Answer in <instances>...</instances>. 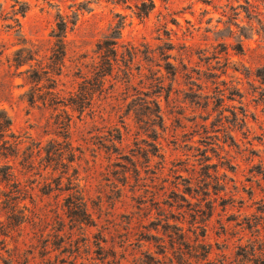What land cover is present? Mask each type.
I'll use <instances>...</instances> for the list:
<instances>
[{
    "label": "rangeland",
    "instance_id": "1",
    "mask_svg": "<svg viewBox=\"0 0 264 264\" xmlns=\"http://www.w3.org/2000/svg\"><path fill=\"white\" fill-rule=\"evenodd\" d=\"M141 1L0 0V264H264V0ZM59 13L54 88L15 54Z\"/></svg>",
    "mask_w": 264,
    "mask_h": 264
},
{
    "label": "trees",
    "instance_id": "2",
    "mask_svg": "<svg viewBox=\"0 0 264 264\" xmlns=\"http://www.w3.org/2000/svg\"><path fill=\"white\" fill-rule=\"evenodd\" d=\"M122 1L124 3L128 2V0H117ZM150 1L153 3L152 7L148 8L147 10H143L141 12H138L140 17H147L152 8L154 7L153 0H142L141 3H136V7L138 9H141V7H145L147 5V2ZM23 7L18 11L23 16L26 15L28 10L30 9L29 3L27 1L22 2ZM68 26L69 21L67 20V16L59 13L58 14V22L56 24V28L53 29L51 36L55 38V42L53 46H51L48 50L44 51L39 48H35L33 46H22L16 51V59H15V65L17 67H22L28 65V68L25 72H28V80L32 83H41L43 81V75L48 80L54 81V88H57L58 85V79L56 76H60L63 72V69L65 67V59L68 54V46H67V32H68ZM119 33H121V29L119 30ZM121 36H113L109 35L106 36V39L104 40L105 46H102L101 43L98 45V49L102 54V60H104V64H102V70L98 71L100 74V77L103 76V78L107 75H109L113 68L115 61L118 59V53H119V41L118 39ZM33 61H36V64H32ZM96 69V68H95ZM43 74V75H42ZM86 77H84L83 83L80 85V87L75 91V93H69L70 100H73L72 103H64V107H67L68 105H71L75 108V110L79 112H83L87 107H89L92 103L96 86L102 85L104 83V79L100 80L97 79L96 82H90L88 81ZM102 83V84H101ZM57 90V89H56ZM58 96H62L60 92H57ZM60 98V97H59ZM64 98V97H63ZM29 100L30 102H34L35 100V91L31 90L29 92ZM60 102L62 101L59 99ZM64 100V99H63ZM6 115V114H5ZM8 118L9 126H11L12 121L6 115ZM16 145V149H19L20 142L15 141L13 143H10L9 140H5V146H3L4 149L6 148H12L13 145ZM6 144H8L6 146ZM13 152V153H12ZM10 153H3L7 154L5 156L8 157V155H14V151ZM11 175V174H7Z\"/></svg>",
    "mask_w": 264,
    "mask_h": 264
}]
</instances>
